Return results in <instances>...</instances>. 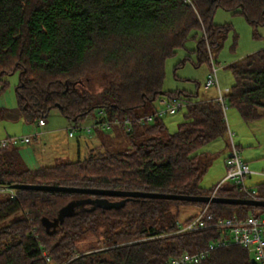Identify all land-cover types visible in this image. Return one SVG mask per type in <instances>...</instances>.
<instances>
[{
    "label": "trees",
    "instance_id": "16d2710c",
    "mask_svg": "<svg viewBox=\"0 0 264 264\" xmlns=\"http://www.w3.org/2000/svg\"><path fill=\"white\" fill-rule=\"evenodd\" d=\"M193 4L0 0V91L7 85L4 76L18 72L16 101L26 121L44 119L52 108L74 126L98 110L109 118L131 119L130 130L125 124L110 129L127 138L131 147L121 151L90 152L82 159L28 168L17 145L0 147V264H165L220 238L217 227L174 233L176 223L193 217L202 202L130 198L110 209L87 204L46 229L42 218L52 220L69 201L88 195L33 189H16L13 197L8 193L11 184L27 183L211 194L216 185L204 188L200 179L214 153L202 149L226 136L225 112L216 98L201 100L197 92L164 90L165 62L193 39L198 63L211 68L213 48H221L232 30L229 23L214 22L216 9L244 16L257 37L258 27L264 25V0ZM228 69L233 83L224 94L227 106L244 121L264 117V48L230 63ZM160 96L185 102L183 119L174 131L167 129L162 116L138 121L155 110L153 103ZM142 108L146 111L138 113ZM247 188L264 199V180ZM215 195L250 198L232 182L220 184ZM186 207L196 210L179 219ZM257 210L264 207L208 203L214 217H257ZM190 264L257 263L244 246L227 244Z\"/></svg>",
    "mask_w": 264,
    "mask_h": 264
},
{
    "label": "rangeland",
    "instance_id": "374dc122",
    "mask_svg": "<svg viewBox=\"0 0 264 264\" xmlns=\"http://www.w3.org/2000/svg\"><path fill=\"white\" fill-rule=\"evenodd\" d=\"M214 22L217 24L229 23L232 27L222 47L219 49L213 48L212 50L217 75L227 77L230 87L233 78L228 65L249 53L264 48V25L258 27V36L253 37L252 28L244 16L231 14L222 8L216 9ZM195 44V40L189 39L185 48L178 49L175 55L166 60L163 89L172 91L184 88L197 92L196 98L203 99L207 95H213L216 88L213 86L208 89L204 88L210 66L206 62L198 63L196 55L192 51ZM179 61L181 64L178 66ZM176 65L177 68H175ZM4 80L7 81V85L0 91V107L6 108L9 115L6 117L0 114V141L8 136L18 138L27 136L29 142L22 143L20 141L17 143L21 160L26 167L37 168L54 165L64 161L82 159L90 152H113L131 147L127 138L122 134L113 137V134H110L111 131L106 130L100 133L97 138L94 135V128L86 133L82 128L93 124L92 117L95 112L78 120L75 126L80 128L74 130L73 136H69L68 132L74 125L56 108L50 109L44 116L47 121V125L44 127H39L37 120L26 121L16 101L15 87L18 83V72L6 74ZM153 106L154 108L159 107L156 101ZM144 111L146 109L142 108L138 110V113ZM184 111L185 106L174 114H166L162 117L169 131L176 129L177 124L183 119ZM225 118L228 131L223 139L216 140L210 145L215 147V152H211V154L214 153V156L208 170L200 179V185L204 188H212L217 183L214 178L223 157L222 151H226L227 148L225 140L238 146L243 160L251 158L254 159L253 161H264V117L253 121H244L234 108L227 106ZM78 140L79 146L77 147ZM218 145L221 146V151L216 150ZM204 148L208 147L205 146ZM258 180H264V177L251 175L246 178L245 183L253 185ZM195 210L194 207L184 208L180 212L179 219L193 213ZM256 215L264 222V211L257 210Z\"/></svg>",
    "mask_w": 264,
    "mask_h": 264
},
{
    "label": "built area",
    "instance_id": "2783aa9c",
    "mask_svg": "<svg viewBox=\"0 0 264 264\" xmlns=\"http://www.w3.org/2000/svg\"><path fill=\"white\" fill-rule=\"evenodd\" d=\"M183 2L191 7H194L193 0H183ZM210 64L211 68L205 81L204 88H209L210 86L216 87V99L221 104L225 112L227 104L225 102L224 92H227L228 89L222 90L218 86L217 69L211 54ZM156 102L159 107L155 108L152 113L140 117L138 120L140 123L152 122L157 117H161L165 114H174L185 106V102L182 99L167 96H160ZM96 115V119L93 121L91 126L82 128L86 133H89L92 131L91 129L96 127L107 130L111 129L113 125L119 124H125L127 129L130 130L131 119L129 118H109L103 110H98ZM37 124L43 126L45 124L44 119H39ZM77 128L80 127L72 126L68 132L69 136L74 135V130ZM20 141L28 142L29 138L27 136L22 138L8 136L0 141V147H4L7 144L17 145ZM253 174L264 177V168L259 172L252 171L248 164L242 159L239 153V148L231 142L229 144V153L225 158V175L223 179L213 188L210 195H215V192L220 184L224 182H232L240 185L250 198H257L254 195V190L249 191L247 184L245 183L246 178ZM15 191L16 189L9 188V196L13 197ZM176 224V230L174 233L195 232L202 229L217 227L221 230V236L217 241L209 243L205 249L194 253L182 252L178 256L166 260L165 264L197 263L202 258H205L212 249L227 244L244 246L257 264H264V222L254 215H248L246 217H238L235 215L231 217H214L213 214L208 211V203H204V205L193 217L186 220H179Z\"/></svg>",
    "mask_w": 264,
    "mask_h": 264
},
{
    "label": "water",
    "instance_id": "95a60500",
    "mask_svg": "<svg viewBox=\"0 0 264 264\" xmlns=\"http://www.w3.org/2000/svg\"><path fill=\"white\" fill-rule=\"evenodd\" d=\"M60 108L59 104H56ZM11 189H33L45 191H58L69 193H80L88 195L87 197L77 198L69 201L62 206L55 218L48 220L42 218V223L49 229L54 228L63 221L65 217L72 216L76 213L77 209L83 205L89 204L92 208L98 206L102 209L119 208L124 205L125 201L130 198H159V199H175L189 202H202V203H226L237 205H248L264 207V199L262 198H238V197H222L218 195L201 194H175L163 192H147L138 190H123V189H109V188H96V187H77L65 186L57 184H27V183H14L9 186ZM108 197H117L118 199L110 200Z\"/></svg>",
    "mask_w": 264,
    "mask_h": 264
},
{
    "label": "crops",
    "instance_id": "0c3cea01",
    "mask_svg": "<svg viewBox=\"0 0 264 264\" xmlns=\"http://www.w3.org/2000/svg\"><path fill=\"white\" fill-rule=\"evenodd\" d=\"M217 79H218V86H219V88L220 89H222V90H227L228 89V87H229V80L227 79V77H220V75H217ZM211 87V86H210ZM213 87H215V86H213ZM216 88V87H215ZM224 88V89H223ZM206 89H208V88H206ZM180 90H186V89H184V88H182V89H180ZM186 91H189V92H192V91H190V90H186ZM214 94L213 95H210V96H206V97H204L203 99H201V100H210V99H215L216 98V96H217V90L216 91H214L213 92ZM4 108V107H3ZM9 115V112L6 110V108H5V113H4V116H8ZM11 115V114H10ZM166 115V114H165ZM96 114H94L93 115V117H92V120L94 121L95 119H96ZM163 117V116H162ZM44 121H45V124L43 125V126H40L39 125V127H44V126H46L47 125V121L44 119ZM92 121V122H93ZM109 131H111L110 132V134H113V137H117L119 134H121V133H119V132H121V131H119V130H110L109 129ZM102 132H104L103 130H97V131H95V133H94V135L98 138L99 137V134L100 133H102ZM69 135V134H68ZM73 136V135H72ZM217 141L219 140V139H216ZM216 140H213V141H211V142H209L208 144H206L205 146L206 147H208V148H204V149H202V151L203 152H206V153H211V152H215V147H212V146H210V145H212V142H214V141H216ZM30 141V140H29ZM28 141V142H29ZM22 143H27V142H22ZM79 146V140H78V142H77V147ZM213 148V149H212ZM213 150V151H212ZM216 150H222V148H221V146H217V149ZM223 152V157H222V160H220V164H219V170H217V172H216V176H215V178H214V180H216L217 181V183L215 184V185H217L222 179H223V177H224V172H225V158L227 157V155H228V153H229V147H227L226 148V151H222ZM249 160V161H248ZM254 159H244V161L248 164V166H249V168L252 170V171H258V170H261L262 168H264V161L262 160V161H253ZM208 170V169H207ZM206 173V172H205ZM253 175H256V174H253ZM256 176H258V175H256ZM259 181H262V180H258V181H255V183L256 182H259Z\"/></svg>",
    "mask_w": 264,
    "mask_h": 264
},
{
    "label": "flooded vegetation",
    "instance_id": "af4514ba",
    "mask_svg": "<svg viewBox=\"0 0 264 264\" xmlns=\"http://www.w3.org/2000/svg\"><path fill=\"white\" fill-rule=\"evenodd\" d=\"M87 205V204H86ZM86 205H83V206H86ZM89 205V204H88ZM82 207V206H81Z\"/></svg>",
    "mask_w": 264,
    "mask_h": 264
}]
</instances>
